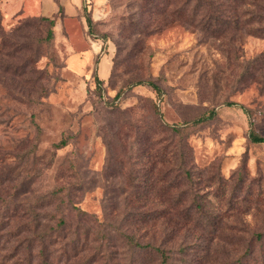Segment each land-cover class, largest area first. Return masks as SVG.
<instances>
[{
  "label": "rangeland",
  "instance_id": "obj_1",
  "mask_svg": "<svg viewBox=\"0 0 264 264\" xmlns=\"http://www.w3.org/2000/svg\"><path fill=\"white\" fill-rule=\"evenodd\" d=\"M165 1L82 0L50 40L46 22L0 10L5 32L26 25L4 58L24 74L0 81V212L20 240L10 264H260L264 141L248 131L251 120L264 138V22L242 15L251 5ZM211 109L200 125H163ZM36 224L47 237L31 247Z\"/></svg>",
  "mask_w": 264,
  "mask_h": 264
},
{
  "label": "trees",
  "instance_id": "obj_2",
  "mask_svg": "<svg viewBox=\"0 0 264 264\" xmlns=\"http://www.w3.org/2000/svg\"><path fill=\"white\" fill-rule=\"evenodd\" d=\"M172 4L173 5H178L179 7H183L184 8L186 6H189L190 4H193L194 5V8L195 9H201V8H205L207 10V12L211 13L213 10L217 11L218 10H223L224 8L226 7H233V8H236L239 4V5H243V6H253V9H254V12L252 10H250V12H247V11H244L242 12L243 14L242 15H247L248 19L247 21H250V19L252 21H255L257 20V22H261L263 23L264 22V0H171ZM168 3V0L165 1ZM83 11H84V16H85V20H86V23H87V26L89 28V30L91 31L92 29V20L90 18V15L88 13V11L86 10V7H85V3H83ZM262 12L263 14H260L259 12ZM204 14V15H201L200 16V20L201 21H204L205 23L207 21L209 22H212V23H219L220 21H224L225 19V15L227 14H221V13H216V14ZM250 14H251V17H250ZM31 17V16H30ZM183 17V18H182ZM182 17H178L179 21L181 20L182 22L183 21H190L192 24V19H189V18H186L185 16H182ZM227 17H230V16H227ZM31 18H35L39 21H44L48 24V29H47V32H46V35H45V40H50L51 37H52V34H53V24H54V21H55V17H51V16H32ZM241 18V16L238 17V14H236V12L233 13V19L235 21H239V19ZM20 22V26H17L14 30L16 32L13 33L12 31L11 32H5L2 25H1V17H0V40L2 42V46L0 48V81L2 80H12V75L13 77H20L22 78L21 76L24 74V72H11V68L10 66L12 65L11 62L7 61L6 59H8L10 56L13 57L14 54L9 51L11 48V46L13 45V43L10 41V38L13 37V39H16L15 36H19L18 35V31L20 30V32H22V29H26V25L25 23H22ZM28 28V27H27ZM13 30V31H14ZM25 37V35H24ZM100 38L103 40V41H106V35L105 34H101ZM13 47V46H12ZM28 51L30 50L29 47H27ZM26 47L23 48V46H20V47H16L14 48V51L16 52H22L17 56V58L20 60V64L18 66V69H22L21 65L22 63L24 62V59L26 60V57H27V54L24 52V50H27ZM15 57V56H14ZM33 58V56H31ZM99 55L96 57V61L95 63L97 64L98 60H99ZM6 58V59H4ZM32 62H34V59H31ZM97 77V76H96ZM96 81L99 83V79L96 78ZM3 82V81H2ZM143 82H140V81H137L135 82L134 84H142ZM157 93V95L160 97L162 95V90L160 89V87L158 85H156L154 82H147ZM123 90H119L116 95H115V98H119L122 94ZM226 105H233L234 103L233 102H227L225 103ZM237 105V104H235ZM157 113L159 114V117L160 119H163V115L162 113L160 112V110L157 108L156 109ZM246 111V110H245ZM216 115V110L215 109H211L209 110L206 114H203V115H200L194 119H191V120H187V121H182L180 123H167V122H163V125L167 128H170L172 130V132H176V131H179L180 129L182 128H186V127H190V126H197V125H200L210 119H212L213 117H215ZM249 123H250V128H249V131H248V139L251 141V142H254V143H258V142H263L264 141V138L260 135H258L252 128V122L251 120H249ZM60 145L63 144V142H60L59 143ZM6 168V164H5V160L3 158H0V174H3L2 172L4 171V169ZM33 176V174H32ZM8 178H0V187H2V184L3 182H5ZM9 193H6L5 195H8ZM4 194L0 193V200L1 201H4L6 200L5 196H3ZM2 205L3 203L1 202L0 203V210L2 209ZM6 206H4L3 210L0 212V251H4L5 253L1 255L0 257V264H10V260L11 259L10 257H12L13 255L11 256H8L10 255V251L13 250H17L18 249V241L20 242L19 240V234L17 235H13V236H9L7 237L6 236V233L8 232V228L6 227L7 225H10L8 223V219L6 217V219H4L3 221V217H4V214H5V210H6ZM42 226H44V224H41ZM46 226V225H45ZM44 226V227H45ZM48 232V229H44L43 230H40L39 229V225L36 224L32 230H31V233L27 234L25 236V241H28L29 245L31 247L34 246L33 243L35 242H38L39 244H43L44 243V240L46 239V234ZM257 238L258 241H262L263 240V237H262V234H257L255 236ZM28 246V244H26V247ZM254 251L253 249L251 250L250 248V259H254ZM29 254L31 256H33V252L31 251V253L29 252ZM257 256H259L260 258V261L259 263L260 264H264V253L263 251L258 254ZM41 264H47V259L45 256H43L41 254Z\"/></svg>",
  "mask_w": 264,
  "mask_h": 264
},
{
  "label": "crops",
  "instance_id": "obj_3",
  "mask_svg": "<svg viewBox=\"0 0 264 264\" xmlns=\"http://www.w3.org/2000/svg\"><path fill=\"white\" fill-rule=\"evenodd\" d=\"M80 5V6H78ZM82 0H0V10L5 21L18 16H55V24L76 16ZM62 10V15H60ZM61 17H59V16Z\"/></svg>",
  "mask_w": 264,
  "mask_h": 264
}]
</instances>
